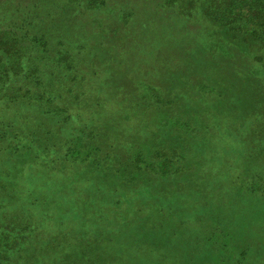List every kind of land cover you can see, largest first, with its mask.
Returning a JSON list of instances; mask_svg holds the SVG:
<instances>
[{
	"label": "trees",
	"instance_id": "16d2710c",
	"mask_svg": "<svg viewBox=\"0 0 264 264\" xmlns=\"http://www.w3.org/2000/svg\"><path fill=\"white\" fill-rule=\"evenodd\" d=\"M175 1L117 0L119 7L114 9L106 8L103 0H0L2 191L14 183L13 168H18L20 159L31 168L37 164L53 169L55 161L70 158L92 170H106L125 184L144 170L171 173L169 168L178 158L175 150L152 148L147 162L142 158V168L139 152H116V146L104 137L131 136L125 125L138 111L150 114L152 123H170L158 136L206 135L199 132L202 114L185 120L172 107L171 91L155 84L150 96L143 93L142 88L149 87L147 74L133 75L128 70L130 59L143 56L148 41L159 42L156 59L165 50L162 43L178 41L181 63L165 66L170 83H189L173 78L177 71L189 70L194 59V68L199 70L194 91L221 101L241 74L230 60L211 52L203 36L228 32L254 50L255 62L264 64V0H186L187 9H194V21L180 5L170 8ZM144 5L151 7L148 13L139 10ZM256 91L264 95V86ZM237 107L227 108L228 119L234 121ZM161 109L173 116L154 117ZM250 110L258 112L255 121L260 123L251 134L264 136V102ZM179 128L181 134L173 131ZM227 131L228 136H245L237 125ZM59 147L62 154H50ZM8 158L14 165L7 164ZM5 201V196L0 197L2 205ZM30 229L27 222L0 224V264H102L101 255L78 233L63 235V240L59 236L40 241Z\"/></svg>",
	"mask_w": 264,
	"mask_h": 264
},
{
	"label": "rangeland",
	"instance_id": "374dc122",
	"mask_svg": "<svg viewBox=\"0 0 264 264\" xmlns=\"http://www.w3.org/2000/svg\"><path fill=\"white\" fill-rule=\"evenodd\" d=\"M103 5L119 7L117 0H103ZM179 5L194 21V9H187L186 0H176L170 8ZM142 7L139 10L147 13L151 9ZM214 34L204 35L202 42L241 74L221 101L194 91V77L199 75L194 59L189 70L177 71L173 78L190 84L170 83L165 66L181 63L178 41L162 43L165 50L158 59L159 42L148 41L143 56L131 58L128 66L133 75L147 74L149 87L142 88L146 95L156 84L171 91L172 107L185 120L201 113L199 132L205 136H158L170 123H152L144 111L133 114L125 125L131 136H104L116 152H139L142 168L140 162H147L152 148L175 150L178 158L171 173L144 170L125 184L106 170H92L70 158L55 161L53 169L37 164L31 168L20 159L11 173L14 183L4 192L5 183L0 182V197L6 198L0 203V224L27 222L40 241L78 233L101 255L102 264H264V136L251 134L260 123L255 121L258 112L250 110L264 102V97L258 98L264 95L256 91L264 86V64L255 62L254 50L232 34ZM231 104L238 106L232 118L238 123L226 116ZM166 114L161 109L154 117ZM235 125L245 136H228L227 129ZM173 131L182 133L180 128ZM62 152L59 147L50 154ZM9 159L7 164L14 165ZM0 160L5 163V157Z\"/></svg>",
	"mask_w": 264,
	"mask_h": 264
}]
</instances>
